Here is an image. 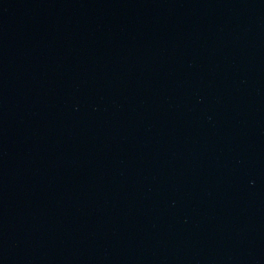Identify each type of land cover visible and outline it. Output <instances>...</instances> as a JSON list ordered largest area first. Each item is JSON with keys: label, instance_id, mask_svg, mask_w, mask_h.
Segmentation results:
<instances>
[{"label": "water", "instance_id": "1", "mask_svg": "<svg viewBox=\"0 0 264 264\" xmlns=\"http://www.w3.org/2000/svg\"><path fill=\"white\" fill-rule=\"evenodd\" d=\"M0 264H264V0H0Z\"/></svg>", "mask_w": 264, "mask_h": 264}]
</instances>
